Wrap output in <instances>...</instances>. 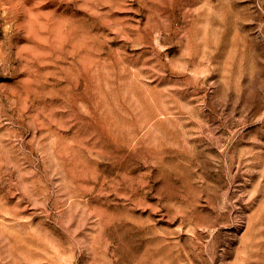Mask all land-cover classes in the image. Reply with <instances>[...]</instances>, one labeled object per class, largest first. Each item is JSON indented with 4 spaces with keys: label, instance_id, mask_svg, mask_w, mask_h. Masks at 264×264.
Returning <instances> with one entry per match:
<instances>
[{
    "label": "rangeland",
    "instance_id": "374dc122",
    "mask_svg": "<svg viewBox=\"0 0 264 264\" xmlns=\"http://www.w3.org/2000/svg\"><path fill=\"white\" fill-rule=\"evenodd\" d=\"M0 264H264V0H0Z\"/></svg>",
    "mask_w": 264,
    "mask_h": 264
}]
</instances>
